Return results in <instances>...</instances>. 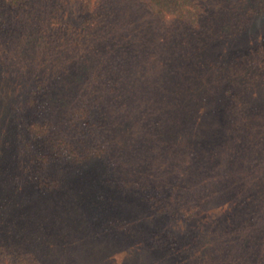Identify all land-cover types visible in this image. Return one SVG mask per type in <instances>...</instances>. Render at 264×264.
<instances>
[{
	"label": "trees",
	"instance_id": "1",
	"mask_svg": "<svg viewBox=\"0 0 264 264\" xmlns=\"http://www.w3.org/2000/svg\"><path fill=\"white\" fill-rule=\"evenodd\" d=\"M258 18L264 0H0V264H166L171 234L178 264H264V47L240 49ZM28 46L43 47L35 83ZM164 155L189 160L175 186L155 180ZM18 185L74 226L66 254Z\"/></svg>",
	"mask_w": 264,
	"mask_h": 264
},
{
	"label": "rangeland",
	"instance_id": "2",
	"mask_svg": "<svg viewBox=\"0 0 264 264\" xmlns=\"http://www.w3.org/2000/svg\"><path fill=\"white\" fill-rule=\"evenodd\" d=\"M262 0H259V3H261ZM256 3V7H258V1L255 2ZM220 4V2L217 3L216 6H218ZM178 15V14H177ZM254 22V19H253ZM257 23L258 25H260V28L256 31L255 34L251 35V38L249 39V43L246 44H240L243 48H240L241 50L243 49H247L248 48H254V50H259L262 47H264V18L262 19H257ZM176 24H179V22H177ZM256 26V28H258L259 26ZM63 33V31L61 32ZM4 44L6 42H9L8 44L12 45L11 48H7V50L9 52H16V48L18 49L19 45L17 47L14 46L15 41L13 39H11L10 41H8V38H4L3 39ZM61 43V42H60ZM204 43H206V40H204ZM56 45L60 47L59 43H53V45H51V49H48V44L45 45L47 50L54 51V49H56ZM44 46V47H45ZM204 46V45H203ZM62 47V46H61ZM42 48H34L33 46H28L27 50H23L21 52L25 53L24 57H21L18 59L19 63H20V69L22 68V72L21 73H25L27 76L29 75L30 81L35 83L38 80H40L41 74H42V70L40 68V66L38 65V62L36 61L38 57H40L41 55V51ZM24 49V48H23ZM61 49V48H60ZM2 49L0 48V54H1ZM219 51V50H218ZM74 53H79L76 51H73ZM221 52V51H220ZM258 53L260 54L261 51H258ZM80 54V53H79ZM222 53L218 54L216 53L215 56L221 55ZM28 60H29V64H28ZM61 63H64L63 59L60 57H56L55 61H53V67L55 69V71L61 76L64 72H66V69L61 65ZM28 64V65H27ZM211 65H213V67H218L221 65V61L218 59H215L212 61V63H210ZM223 71H226L222 66H221V70L219 71L217 69L216 73L222 74L223 75ZM66 78V76L64 77ZM200 80V79H199ZM211 80H213V77H211ZM215 81V79H214ZM8 94H10V89H8V93H5L4 97H7ZM46 98V97H45ZM8 100H12L14 101V97L9 98ZM26 108V103L23 105ZM1 117V116H0ZM3 119L0 122V138L1 139H8V135H6L8 129H9V125H8V121H7V116H3ZM4 140H1V142H3ZM180 158H174V157H166L164 155L161 156L159 158V162H160V169L158 171H156L157 173H155V180L157 179V183H159V179H162L163 177H167L169 179H171L170 181H168L170 183L171 186H175L177 184L176 181H174V179L178 176H180L179 172H180V167L178 165H181L182 167L185 166V161H189L188 158L185 155H179ZM5 159V162L7 161V150H5L4 152V156L0 157L1 159ZM2 161V160H1ZM4 162V163H5ZM3 162H0V167L4 166ZM128 174L126 173V176ZM126 176L123 178V180L121 181V185H119V189L120 190H128L133 191V190H137L140 191L138 187H136L137 181L136 183L132 184V183H128L127 185V181H126ZM37 179H39V175L37 177ZM46 178H42L40 181V185L44 187L45 183L43 181ZM19 186V185H18ZM20 187V193H17L18 195H13V197L21 202V205L23 204L25 207L22 206V208H26L27 207V211H28V218L30 220H33L34 222H41L43 223L42 225H44V229L45 231V236L48 238V243L55 249H59L62 251L63 254H66L65 252H63L62 249H64L63 247H66L70 241H74L79 235L76 232H73V230L75 228H73L74 226L70 225V224H63L62 220L57 216L56 212L53 211H45L43 214L41 213L40 215L35 214L37 211H35V207L38 208H42L41 206V202L39 204H37V201H32L35 199V194L33 195V191L32 193L28 194L27 192H24V189H26V187ZM177 189V193L175 195H179L180 193L184 194V187L182 185H180L179 188ZM24 194H28L27 197H23L22 200L20 199L22 197V195ZM37 198V197H36ZM38 199V198H37ZM12 203V201H11ZM26 204H28L26 206ZM12 205H14V203H12ZM30 215V216H29ZM38 215V216H37ZM64 225V226H63ZM120 225L119 224H115L113 225V229L110 228V232L113 234H118L120 232ZM87 230L86 236L87 239L90 240V243H95L96 241V235H95V230L93 228H87L85 229V231ZM64 232L68 233L69 236L64 235ZM62 234L64 235V237L62 236ZM172 236L169 238L168 242H170V247H169V257L170 259L167 258V255L165 256V260L164 263L166 262V264H178V261L181 260L182 255L184 254V252L182 251V248L179 247L178 245H175L176 243V238L175 235L171 234ZM162 234L155 231L152 234H150L149 238V242L151 241L152 243L156 242L159 238H162ZM76 247H78V244L76 245ZM91 248H88L86 251H89ZM173 249V250H172ZM69 255V254H68ZM120 254L117 255V253L112 254L111 256H109L110 258L114 257L116 259V261L119 260V256ZM196 255L199 254H192L193 257H196ZM83 256V254L80 255V257L77 256V254L73 251L70 255H69V259L71 260V264H87L85 262L81 261V257ZM192 257V258H193ZM194 264H198L196 261L194 262Z\"/></svg>",
	"mask_w": 264,
	"mask_h": 264
}]
</instances>
